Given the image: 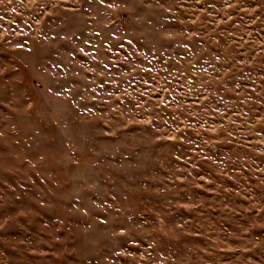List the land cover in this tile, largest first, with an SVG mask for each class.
Instances as JSON below:
<instances>
[{
  "label": "rangeland",
  "instance_id": "374dc122",
  "mask_svg": "<svg viewBox=\"0 0 264 264\" xmlns=\"http://www.w3.org/2000/svg\"><path fill=\"white\" fill-rule=\"evenodd\" d=\"M0 264H264V0H0Z\"/></svg>",
  "mask_w": 264,
  "mask_h": 264
}]
</instances>
